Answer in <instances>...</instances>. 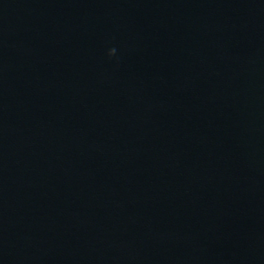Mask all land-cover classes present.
Masks as SVG:
<instances>
[{"label":"water","instance_id":"1","mask_svg":"<svg viewBox=\"0 0 264 264\" xmlns=\"http://www.w3.org/2000/svg\"><path fill=\"white\" fill-rule=\"evenodd\" d=\"M0 264H264V0H0Z\"/></svg>","mask_w":264,"mask_h":264}]
</instances>
